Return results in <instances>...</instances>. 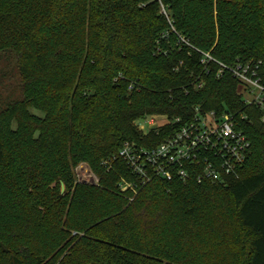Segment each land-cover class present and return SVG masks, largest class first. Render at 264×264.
I'll return each instance as SVG.
<instances>
[{
	"label": "trees",
	"instance_id": "1",
	"mask_svg": "<svg viewBox=\"0 0 264 264\" xmlns=\"http://www.w3.org/2000/svg\"><path fill=\"white\" fill-rule=\"evenodd\" d=\"M2 52L22 98L0 111V264H264V111L200 54L264 75V0H0ZM196 107L247 136L239 177L121 192L120 149L161 144ZM153 115L182 122L144 137Z\"/></svg>",
	"mask_w": 264,
	"mask_h": 264
},
{
	"label": "built area",
	"instance_id": "2",
	"mask_svg": "<svg viewBox=\"0 0 264 264\" xmlns=\"http://www.w3.org/2000/svg\"><path fill=\"white\" fill-rule=\"evenodd\" d=\"M187 45L190 44L184 39ZM201 63L210 72L209 64L218 66L216 78L231 74L240 82L241 95L249 105L264 111V75L261 63L238 60L232 65L214 59L210 53H203ZM195 90L204 83L193 84ZM181 119L170 120L167 116L153 115L136 121V127L147 137L151 132L168 126L180 125ZM251 151L247 136L239 131L229 114L217 115L214 111L203 112L194 109L193 117L174 130L161 144L147 148L136 143L125 144L112 161L123 162L136 181L121 178L119 184L123 193L132 192L136 196L139 189L154 179L171 182L175 179L186 182L192 177L197 183L204 182L226 185L230 178H238ZM112 161L105 162L111 169ZM79 184H98L89 182L86 177L77 175Z\"/></svg>",
	"mask_w": 264,
	"mask_h": 264
},
{
	"label": "rangeland",
	"instance_id": "3",
	"mask_svg": "<svg viewBox=\"0 0 264 264\" xmlns=\"http://www.w3.org/2000/svg\"><path fill=\"white\" fill-rule=\"evenodd\" d=\"M21 98L20 77L16 57L11 52H2L0 53V111L3 110L9 103ZM31 111H33L34 114L43 116L41 112L35 110ZM75 174L76 177L77 175L86 177L90 183H94L96 181V183L99 184L98 176L88 163L79 164L75 169Z\"/></svg>",
	"mask_w": 264,
	"mask_h": 264
},
{
	"label": "water",
	"instance_id": "4",
	"mask_svg": "<svg viewBox=\"0 0 264 264\" xmlns=\"http://www.w3.org/2000/svg\"><path fill=\"white\" fill-rule=\"evenodd\" d=\"M64 191V186H63V184H62V192Z\"/></svg>",
	"mask_w": 264,
	"mask_h": 264
}]
</instances>
